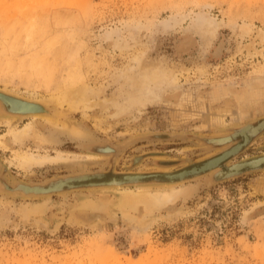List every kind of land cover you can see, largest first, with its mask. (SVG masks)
I'll return each instance as SVG.
<instances>
[{
	"label": "rangeland",
	"instance_id": "1",
	"mask_svg": "<svg viewBox=\"0 0 264 264\" xmlns=\"http://www.w3.org/2000/svg\"><path fill=\"white\" fill-rule=\"evenodd\" d=\"M206 20L219 25H199ZM156 67L178 74V83L131 106L135 80ZM2 91L47 102L60 124L34 121L49 139L40 146L27 140L0 148L9 184L188 168L219 153L190 135H224L264 119V0H0ZM248 91L250 107L235 118ZM206 103L229 109L226 126L204 120ZM1 116L0 136L9 130ZM245 127L254 129L244 125L239 134ZM96 144L117 150L101 154ZM18 153L53 159L23 171L9 164ZM263 154L264 131L228 164ZM210 175L177 184L183 193L176 201L152 210L143 203L122 210L113 188L37 198L0 190V264H264V170L218 183ZM89 200L99 210L82 206ZM32 205L44 212L24 215Z\"/></svg>",
	"mask_w": 264,
	"mask_h": 264
},
{
	"label": "bare ground",
	"instance_id": "2",
	"mask_svg": "<svg viewBox=\"0 0 264 264\" xmlns=\"http://www.w3.org/2000/svg\"><path fill=\"white\" fill-rule=\"evenodd\" d=\"M181 22L182 20H179V21L176 20L175 22L169 21L168 23H165V26L163 27L166 28V30H169L170 28H174L180 25ZM204 22L202 21L199 22V25L205 26V28L207 27L206 29L210 28L211 30H215L219 25V24H216L215 20H210V21L206 20V23ZM177 75H172L168 71L166 72L165 69L160 68V67H156L155 69L146 71L138 82L135 80V84H134V81H133V84L136 85L137 90L135 91L136 92L135 94L133 93L134 95L128 98L129 99L128 102L130 103L131 106L139 105L140 107L141 105H145L147 101L158 98L161 91L164 90L165 85L168 84V85H171V87H173L172 85L178 83ZM2 92L3 94L0 95L1 96L0 99H2L6 107L11 106L13 110H18L22 112L23 111L24 112L40 111V113L30 115L31 117L28 118L27 123L24 126L18 127V128H14L13 123L18 120H23V117L25 118V116H22V117H17L14 115L1 116L4 119L3 122L5 123V126H7L9 130H8V133L0 136V148H4L5 150H7L9 149L10 145L16 146V147H22L27 140H32L37 146H40L43 143L49 142V139H47V137L44 134H42L34 125V121H37L38 119H40L46 124L53 125L55 127H60V124L58 122L59 120L57 121L54 118L55 116L54 115L51 116L50 113L48 112V106H47L48 103L42 100H38L37 98H34L33 96L24 97V96L14 94L9 91H2ZM74 92L76 93V91ZM74 92L71 91L69 92V94L74 93ZM77 94H79V92H77ZM76 96L77 95H75V97ZM252 99L253 97L249 93V91L245 92L243 96L239 98L241 111L238 110L237 114L235 115V118H239V112L245 113V111L250 107ZM190 104L192 105V108H191L192 113L197 112L195 111V108H197L196 104L192 103V101H190ZM203 109L205 111L202 112V115H204L203 118L205 121L212 122L214 121V119H216L217 123L220 126L227 125L224 119L227 113L229 112V109L227 107H225V109L224 108L221 109L218 112L219 109H211L206 103L203 106ZM61 126L65 127L64 124ZM72 133L79 137L82 134L81 130L77 129L76 127L72 129ZM240 133L242 134V138L245 137L248 139L252 131H250L249 127H245L244 129L240 131ZM238 143H240V141L231 143V145L227 146L224 151L230 150L233 146L237 145ZM102 147L104 146H100V149L104 152H107L109 151V149H111L109 147H104V148ZM61 153L62 152H59L60 156H61ZM100 158L101 156L99 157V156L92 155V154H88L86 156V159L90 161L97 160ZM52 159L53 158L49 159L48 157H42L39 154H34V153H18L15 156V159L13 161H10L9 164L15 165L20 170L28 171L30 168L37 166V165L44 164L48 160L50 161ZM137 175L138 174L131 175L132 177L131 179H135ZM176 187L178 186L167 185V186L158 187L156 189H153L148 186H137L135 188L120 187V188H113V189L122 193V198L118 204V207L126 211V210L135 209L139 203H143L147 210H150V209L152 210V208H161V207L166 206L167 204H172L173 202L176 201L178 196H180V194L183 193L182 188L179 189ZM82 206L84 208H88L91 210H99L100 208V205L97 202L92 201V200L84 202ZM24 211L25 212L23 214L27 216L32 215V214H42L44 212L42 206H33V205L30 207H26Z\"/></svg>",
	"mask_w": 264,
	"mask_h": 264
},
{
	"label": "water",
	"instance_id": "3",
	"mask_svg": "<svg viewBox=\"0 0 264 264\" xmlns=\"http://www.w3.org/2000/svg\"><path fill=\"white\" fill-rule=\"evenodd\" d=\"M39 113L40 111L22 112L18 110H13L11 106L6 107L1 105L0 103V114L2 115H14L17 117H22ZM248 124H251L254 128L252 133H250V139L249 137L248 139L245 137L242 138V134H239V130L242 126ZM263 131L264 119L260 120L257 124H254L253 121L244 123L238 127L230 129L228 133L224 135L212 137L190 135V138L192 137L194 139L199 140L210 150H219V153L203 161L197 162L196 164H193L188 168H183L175 172H129L123 174L113 173L109 179H106L107 173L105 172L82 171L53 177L51 179L39 183L16 182L14 184H9L4 179V174L7 172V169L3 168L0 164V190L14 196H21L24 198H37L49 197L57 194H66L71 191L84 189L137 187L149 186L153 184L177 185L199 179L210 173L211 175L208 180L211 183H218L248 173L264 170V154L246 160H242L233 164H228L229 160L240 154L244 150V148H246L251 143V141ZM181 136L183 135H154L155 138H174ZM231 141H240V143L233 146L230 150L224 151L226 146L230 144ZM103 145L108 144H96L94 150L101 154H110L114 153L117 150L114 147L108 145L111 148L110 151L104 152L100 149V146ZM141 158L142 157H137L135 159V162H132V165L138 162ZM132 173L138 174L135 179H131V175H134ZM91 216L93 217L94 215L91 214ZM96 217L100 218L99 216Z\"/></svg>",
	"mask_w": 264,
	"mask_h": 264
}]
</instances>
